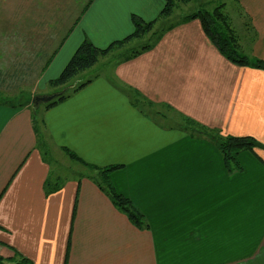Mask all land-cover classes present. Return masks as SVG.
I'll use <instances>...</instances> for the list:
<instances>
[{"label": "crops", "instance_id": "crops-1", "mask_svg": "<svg viewBox=\"0 0 264 264\" xmlns=\"http://www.w3.org/2000/svg\"><path fill=\"white\" fill-rule=\"evenodd\" d=\"M14 1L16 25L39 24L43 15L33 8L52 5ZM53 1L52 23L65 24L67 37L51 61L54 52L42 54L47 85L85 38L105 48L133 32L132 15L150 22L164 6L163 0ZM220 5L239 50L264 61V0H234L232 15ZM114 74L115 80H92L38 118L51 153L65 147L88 164L121 166L111 174L113 186L147 228L133 226L86 174L47 192L45 181L59 170L35 148L33 112L0 103V257L7 261L15 253L31 264H264V150L241 152L242 170L230 174L206 138L135 109L127 91L264 146V71L227 61L192 20Z\"/></svg>", "mask_w": 264, "mask_h": 264}, {"label": "trees", "instance_id": "trees-1", "mask_svg": "<svg viewBox=\"0 0 264 264\" xmlns=\"http://www.w3.org/2000/svg\"><path fill=\"white\" fill-rule=\"evenodd\" d=\"M163 1V9L160 11L156 19L150 22H145L136 15H132L131 23L133 26V32L129 36H126L121 40L112 42L105 48H98L93 45L90 41L85 39L79 45L77 50L73 53L65 67L62 69L59 76L48 82L49 87L63 88L70 81L77 78L79 75L84 74L85 72L93 69L98 64L100 59L106 58L107 56H109L110 53L121 50L129 43L141 40L146 35L152 33L154 26L157 24V21L160 19L171 17L174 12V9L176 8L177 3H180L179 1L175 0ZM182 3L186 4L187 2L183 1L181 2V4ZM192 20H198L200 22L202 30L206 37L215 46L221 56L224 57L227 61L235 65L252 67L264 71V61L248 59L239 50L237 40L230 26V21L223 12V5L215 7L210 12L204 9H199L190 15L184 16L180 23H186ZM172 25H170L167 29H164L159 33H152V36L156 37L155 40H157L155 43L159 42L160 38L162 37V35H164V33L173 28ZM157 34L159 35L157 36ZM154 41L152 44L142 46L141 48L133 50L128 54L124 53L122 55H119L117 58L119 60L118 63L128 62L134 59L135 57L153 49ZM55 53L56 52L53 53L49 61L52 60ZM92 80L93 79L85 81V83L79 85V88L77 90L84 88ZM127 91L131 98V105L133 107L135 106L138 110L142 112V109L137 106V104H140V93L133 89H127ZM133 92L137 97L133 96ZM65 99L66 96L63 95L55 101L51 102L50 104L44 105V109L48 110L54 107L55 105L63 102ZM145 101L146 103L149 102L147 99H145ZM18 105H21V107H25V104L18 103ZM32 112L33 130L36 137L35 148L39 151L43 161L49 166H52L53 158L51 155V149L49 148L50 146L46 141L47 138L44 135V122L42 121V118H38V114L36 113L38 112V109H34L32 110ZM144 113L148 116L152 115L153 117L158 118L157 120L164 118L157 111ZM181 121L184 123L180 128L184 132H186L190 136L200 135L210 141L217 148V150L221 154L225 170L230 174L240 172L242 170L241 165L238 161V155L241 152L247 151L253 153L254 150L258 148L264 150V146L252 137L223 135L217 129L206 128L204 126H201L194 120L182 115ZM60 150L67 157L68 160L82 166L89 172H93V174H86V178L91 180L110 199L114 207L118 211L123 213L133 226L140 230H144L147 228V223L144 219V216L139 212V210L132 204L129 199L124 197L122 194L118 193L115 187L113 186V183L111 181V174L115 170L119 169L121 166L114 165L108 167H97L84 162L81 158H79L73 151L69 150L68 148L62 147L60 148ZM62 181V178L55 175L51 171V175L45 181L44 187L47 192H55L58 190V187L61 186ZM7 262L13 264H31L28 260L16 255L15 253L13 254L12 258H8L7 261L0 257V264H7Z\"/></svg>", "mask_w": 264, "mask_h": 264}, {"label": "rangeland", "instance_id": "rangeland-1", "mask_svg": "<svg viewBox=\"0 0 264 264\" xmlns=\"http://www.w3.org/2000/svg\"><path fill=\"white\" fill-rule=\"evenodd\" d=\"M50 2L51 1H48L46 4L49 5ZM53 3H56V1L52 0V3H50L52 5H49L50 8L46 11L36 7V9L33 8V12L36 11V14L40 13L43 15L42 18H38L39 24H33L31 20L27 19L24 21V24L19 25L18 23V25H16L12 22H15L17 14H19V10L15 7L17 3L14 0H0V103L5 104V106L18 103L25 104V106L32 111L34 107L31 104V100L35 96L53 95L64 89L66 90V99H68L70 96L72 97L75 92L80 90H77L79 85L85 83V81L107 77L111 79L114 78L113 80H115L114 69L121 64L118 63V56L124 53L128 54L142 46L152 44L156 38L152 36V33H159L172 24V27L175 28L177 24H182L180 21L184 16L194 12L196 9L211 11L216 6L224 3L226 5L225 12L232 15L231 10L235 6L234 0H192V5L190 6H183L177 3L172 16L158 20L152 33L146 35L141 40L129 43L121 50L110 53L106 58L100 59L93 69L79 75L63 88H51L41 77L45 70L44 63L40 62L41 57L43 58V53L50 55L51 52H57L59 44H64V40L67 37L65 36V24L52 23L55 21V18L51 17V14H53ZM36 6L42 7L40 4ZM245 21L246 19L243 18L239 20L238 24L240 28ZM231 22L234 23V20ZM158 35L159 34H157V36ZM163 36L164 35H162L160 40ZM251 36V32L246 34V37H248L247 39ZM95 37H97V35H95ZM156 41L157 40L154 41V47L159 43H155ZM241 45L246 48L248 44L244 46L242 43ZM243 51H245L242 52L243 54L250 56L248 50L244 49ZM46 59L47 58H45V60ZM133 96L137 97L134 92ZM139 96H141V99L140 104H137V106L142 109L143 113H150L151 111L159 112L164 118L158 121L162 122L163 120L167 127L180 128L184 123L181 121V114L175 113L173 109L172 111L170 110V108H173L171 105L164 102L155 104L148 99L149 102L146 103L145 98H143L141 94H139ZM134 108L137 109L135 106ZM44 110V105H42L38 108V112L36 113L38 116L42 117ZM153 119L157 120L158 118L153 117ZM54 147L55 145L52 148ZM51 155L53 158L52 167L56 164L55 167L59 170L57 175L62 179L76 178L80 180L77 177L80 174H93V172H89L82 166L68 160L67 157L57 149H53Z\"/></svg>", "mask_w": 264, "mask_h": 264}, {"label": "water", "instance_id": "water-1", "mask_svg": "<svg viewBox=\"0 0 264 264\" xmlns=\"http://www.w3.org/2000/svg\"><path fill=\"white\" fill-rule=\"evenodd\" d=\"M65 93H66V90L63 89L61 92L53 94V95L35 96L32 99V106L34 107V109H38L42 105L50 104L51 102L55 101L59 97L65 95Z\"/></svg>", "mask_w": 264, "mask_h": 264}]
</instances>
